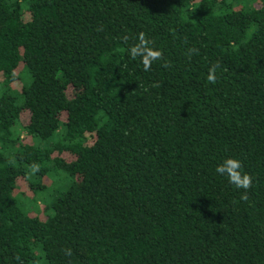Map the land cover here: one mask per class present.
<instances>
[{"label": "trees", "instance_id": "trees-1", "mask_svg": "<svg viewBox=\"0 0 264 264\" xmlns=\"http://www.w3.org/2000/svg\"><path fill=\"white\" fill-rule=\"evenodd\" d=\"M0 264H264V0H0Z\"/></svg>", "mask_w": 264, "mask_h": 264}, {"label": "rangeland", "instance_id": "rangeland-1", "mask_svg": "<svg viewBox=\"0 0 264 264\" xmlns=\"http://www.w3.org/2000/svg\"><path fill=\"white\" fill-rule=\"evenodd\" d=\"M41 179V178H40ZM28 172V179L20 181L16 186L14 196L18 205L28 215H37L41 218L46 217V208L51 204V201L57 194L64 191L69 180L62 172H49L41 180ZM26 181L43 185L39 189H31ZM42 182V184H41Z\"/></svg>", "mask_w": 264, "mask_h": 264}, {"label": "clouds", "instance_id": "clouds-1", "mask_svg": "<svg viewBox=\"0 0 264 264\" xmlns=\"http://www.w3.org/2000/svg\"><path fill=\"white\" fill-rule=\"evenodd\" d=\"M139 43L131 46L128 50L130 57L135 60L140 59L145 71L151 68V65L161 58V52L150 46L151 42L146 38L144 33L139 35ZM214 69L210 70L207 77L209 82L215 81ZM242 165L238 159L227 158L216 168V171L225 176L228 181L237 189H248L252 180L247 174H242L240 169Z\"/></svg>", "mask_w": 264, "mask_h": 264}]
</instances>
